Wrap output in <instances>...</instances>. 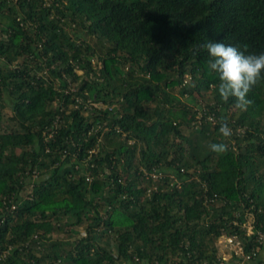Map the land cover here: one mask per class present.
<instances>
[{
	"label": "trees",
	"instance_id": "16d2710c",
	"mask_svg": "<svg viewBox=\"0 0 264 264\" xmlns=\"http://www.w3.org/2000/svg\"><path fill=\"white\" fill-rule=\"evenodd\" d=\"M209 40L264 52V0H0V264L264 261V77L221 98Z\"/></svg>",
	"mask_w": 264,
	"mask_h": 264
},
{
	"label": "clouds",
	"instance_id": "9594fccd",
	"mask_svg": "<svg viewBox=\"0 0 264 264\" xmlns=\"http://www.w3.org/2000/svg\"><path fill=\"white\" fill-rule=\"evenodd\" d=\"M204 47L211 57L209 67L218 74L220 84L218 93L221 98L235 97L241 107L251 101L247 98L250 88L264 77V52L246 53L241 47L218 40H209ZM220 132L224 137L231 135L227 123H221ZM209 148L223 152L227 145L213 142Z\"/></svg>",
	"mask_w": 264,
	"mask_h": 264
},
{
	"label": "built area",
	"instance_id": "2783aa9c",
	"mask_svg": "<svg viewBox=\"0 0 264 264\" xmlns=\"http://www.w3.org/2000/svg\"><path fill=\"white\" fill-rule=\"evenodd\" d=\"M208 118L210 120H212L211 115ZM160 175L161 174L159 172L151 173V177L154 179L159 178ZM88 180H89V178H88ZM248 214L249 213H247L246 216ZM253 221H254V218L248 226L244 225L245 222H243L242 226L246 228L247 234L256 233V241H258L259 243H264V234L258 230H255L254 225H253ZM224 236L226 238L225 248L230 251V257L232 258L233 255H235V259L233 261L234 264H246V261L250 260L251 257H250V254L244 253L243 246H242L241 242L238 240L237 236L236 235H230V236L224 235ZM257 264H264V261H260Z\"/></svg>",
	"mask_w": 264,
	"mask_h": 264
},
{
	"label": "rangeland",
	"instance_id": "374dc122",
	"mask_svg": "<svg viewBox=\"0 0 264 264\" xmlns=\"http://www.w3.org/2000/svg\"><path fill=\"white\" fill-rule=\"evenodd\" d=\"M81 71L78 70V74H80ZM4 114L5 115H9L10 114V109L8 106H6L4 108ZM253 220V215H251L250 213L246 216V219H245V223L244 225L248 226L250 224V222ZM54 237H57V238H64V239H73L74 236L69 234L68 232H56L54 234ZM226 241V238L224 235H221L220 237H218L216 239V247L218 249V255L220 256L221 260L223 261L222 264H226V262H229L230 260H232V258L230 257V251L228 249L225 248V243Z\"/></svg>",
	"mask_w": 264,
	"mask_h": 264
},
{
	"label": "crops",
	"instance_id": "0c3cea01",
	"mask_svg": "<svg viewBox=\"0 0 264 264\" xmlns=\"http://www.w3.org/2000/svg\"><path fill=\"white\" fill-rule=\"evenodd\" d=\"M222 264V263H221Z\"/></svg>",
	"mask_w": 264,
	"mask_h": 264
}]
</instances>
